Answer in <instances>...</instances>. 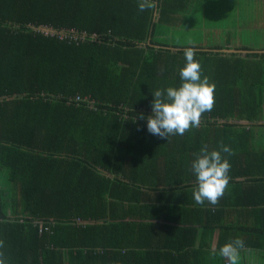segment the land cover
Returning <instances> with one entry per match:
<instances>
[{
    "label": "trees",
    "instance_id": "obj_1",
    "mask_svg": "<svg viewBox=\"0 0 264 264\" xmlns=\"http://www.w3.org/2000/svg\"><path fill=\"white\" fill-rule=\"evenodd\" d=\"M156 4L140 12L138 0H0L5 264H226L219 249L253 233L264 248V52H250L264 45L170 43L180 17L208 26L226 9ZM189 47L215 84L214 107L198 128L161 138L147 128L154 92L182 84ZM222 49L248 52L213 51ZM205 145L233 153H222L230 179L215 206L193 199L191 165ZM241 207L246 220L260 217L257 229H237ZM221 224L218 237L231 239L207 252Z\"/></svg>",
    "mask_w": 264,
    "mask_h": 264
},
{
    "label": "clouds",
    "instance_id": "obj_2",
    "mask_svg": "<svg viewBox=\"0 0 264 264\" xmlns=\"http://www.w3.org/2000/svg\"><path fill=\"white\" fill-rule=\"evenodd\" d=\"M156 7V0H138L140 12ZM184 57L186 63L180 69L182 84L178 88L169 86L166 90L154 92L152 115L147 117V128L151 134L161 138L182 136L191 128H198L202 114L210 112L214 107L215 84L209 82L208 76L202 78L201 64L195 59V51L191 47L185 49ZM222 153L233 154L227 145L212 151L205 145L192 162L191 168L197 181L192 192L198 205H204L207 201L215 206L225 193L231 164ZM3 246L4 242L0 240V249ZM244 246L242 239H233L219 249V255L225 258L227 264H237ZM0 264H5L2 251Z\"/></svg>",
    "mask_w": 264,
    "mask_h": 264
},
{
    "label": "rangeland",
    "instance_id": "obj_3",
    "mask_svg": "<svg viewBox=\"0 0 264 264\" xmlns=\"http://www.w3.org/2000/svg\"><path fill=\"white\" fill-rule=\"evenodd\" d=\"M227 1L231 4V0ZM253 2L254 0H244V3H235V6L229 7V4L216 0L219 5L217 7L226 9L224 12L215 14L208 26H204L201 19L198 22L192 20L190 14L180 17L179 27L167 30L168 42L189 46L223 44L229 41L230 48L264 45V7L256 8ZM230 9L239 10L236 11L238 23L235 17L228 15L227 10Z\"/></svg>",
    "mask_w": 264,
    "mask_h": 264
},
{
    "label": "crops",
    "instance_id": "obj_4",
    "mask_svg": "<svg viewBox=\"0 0 264 264\" xmlns=\"http://www.w3.org/2000/svg\"><path fill=\"white\" fill-rule=\"evenodd\" d=\"M263 194H261V195H263ZM262 200H263V198H262ZM241 208H242V211L241 210H240V212L238 211L241 214V216L236 219L237 229L244 227V228H246L244 230L245 232L248 231V228H251V227L253 230L257 229L258 225H259L257 223H258V221H260V217L254 216V215H256V213H254L252 216L254 218H252L250 220H246L244 218L245 215H243L245 213V211H243V209H246V208H243V207H241ZM228 219L231 220L229 223H231L233 221V218H231V217ZM221 227H223L222 224L220 226H218L217 229L214 231V233H213L214 235L211 238L207 239L209 242H211L210 246L207 249L208 251L206 250L207 252L212 253L219 240L221 241V243H223V242L231 239L230 236H228L225 239H224L223 235L218 237V235H219L218 229ZM228 229H233V228H232V226H230V227H228ZM237 238H243L244 245H245L244 248L240 252V256L238 258L237 264H264V248L259 245V242H261V240H262L259 233H253L251 236H244V237H237Z\"/></svg>",
    "mask_w": 264,
    "mask_h": 264
},
{
    "label": "water",
    "instance_id": "obj_5",
    "mask_svg": "<svg viewBox=\"0 0 264 264\" xmlns=\"http://www.w3.org/2000/svg\"><path fill=\"white\" fill-rule=\"evenodd\" d=\"M39 29L42 30V31H45L47 33H54L55 32V30H53L51 28H46V27H40ZM169 49H171V48H169ZM213 51L214 52H223V53L248 52V51H240V50H234V49H222V50H213ZM250 52L263 53L264 51L256 50V51H250Z\"/></svg>",
    "mask_w": 264,
    "mask_h": 264
},
{
    "label": "built area",
    "instance_id": "obj_6",
    "mask_svg": "<svg viewBox=\"0 0 264 264\" xmlns=\"http://www.w3.org/2000/svg\"><path fill=\"white\" fill-rule=\"evenodd\" d=\"M226 264H227V262H226Z\"/></svg>",
    "mask_w": 264,
    "mask_h": 264
}]
</instances>
